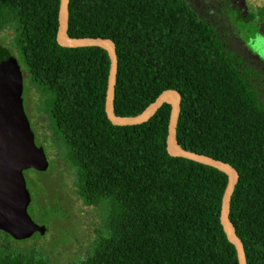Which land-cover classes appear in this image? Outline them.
I'll return each mask as SVG.
<instances>
[{
	"label": "trees",
	"instance_id": "16d2710c",
	"mask_svg": "<svg viewBox=\"0 0 264 264\" xmlns=\"http://www.w3.org/2000/svg\"><path fill=\"white\" fill-rule=\"evenodd\" d=\"M60 4L0 0V31L16 30L14 49L5 47L16 51L12 54L22 61L23 74L44 95L75 171L78 195L85 204L105 205L104 230L89 256L74 264H239L221 221L228 174L168 152V102L146 122L112 123L105 109L109 52L97 45H60ZM67 32L115 42L117 115H139L165 89L180 92L177 140L238 170L229 216L243 241L246 263L264 264L261 70L189 0H69ZM39 146L48 165L33 169L46 171L54 161ZM30 195L29 216L45 232L9 235L12 239L47 231L46 222L34 215L36 195ZM0 264L50 263L34 252L4 246Z\"/></svg>",
	"mask_w": 264,
	"mask_h": 264
},
{
	"label": "water",
	"instance_id": "95a60500",
	"mask_svg": "<svg viewBox=\"0 0 264 264\" xmlns=\"http://www.w3.org/2000/svg\"><path fill=\"white\" fill-rule=\"evenodd\" d=\"M69 0H61L57 41L68 47L101 46L108 50L111 65L108 76L105 109L114 124L132 125L148 121L164 103L171 104L167 135V150L171 155L190 158L215 166L228 174L221 206V221L228 237L236 245L239 264H247L244 244L229 216L230 200L239 179L238 170L228 162L207 154L188 150L180 145L176 127L181 110V94L175 89H165L137 116H119L114 110V98L118 72L115 42L108 37H72L68 34ZM23 73L17 57L0 45V229L16 238L29 236L33 231L45 232L44 226L33 222L27 207L30 193L27 189L24 169H46L48 162L43 148L35 142L34 132L23 104ZM170 97V99H167Z\"/></svg>",
	"mask_w": 264,
	"mask_h": 264
},
{
	"label": "rangeland",
	"instance_id": "374dc122",
	"mask_svg": "<svg viewBox=\"0 0 264 264\" xmlns=\"http://www.w3.org/2000/svg\"><path fill=\"white\" fill-rule=\"evenodd\" d=\"M189 1L201 16L206 20L211 18V21L219 26L234 49L245 54L248 57L246 58L248 62L261 70L263 76L259 78L258 82L260 98L264 103V65L253 59L249 60V54L240 43L236 42L229 23L225 18L216 15L218 7L214 6L211 0ZM15 35L16 30L13 27L2 29L0 44L14 49ZM251 47L257 57L264 62V39L259 40ZM12 53L18 55L16 51ZM20 63L22 65V61ZM27 83L35 94L34 97H30L36 102L37 112L32 113L35 129L48 156L54 161L46 171L35 169L25 171L34 180L32 184L31 182L29 184L28 180L31 192L36 195V199L33 201L34 215L38 220L43 219L46 222L47 231L43 236L36 235L28 240H4L1 235L6 238L7 236L0 231V247L15 248L26 254L34 252L35 255L45 257L50 264H74L89 256L98 234L104 230L105 205L85 204L78 195L75 171L65 157V145L60 141L52 126L50 114L44 104V95L30 81ZM28 88L26 84V92ZM2 240L3 244H1Z\"/></svg>",
	"mask_w": 264,
	"mask_h": 264
},
{
	"label": "flooded vegetation",
	"instance_id": "af4514ba",
	"mask_svg": "<svg viewBox=\"0 0 264 264\" xmlns=\"http://www.w3.org/2000/svg\"><path fill=\"white\" fill-rule=\"evenodd\" d=\"M207 1H210V0H207ZM211 1L213 2L214 6L216 5L218 7L217 8L218 10L216 11V15L221 18H225V20L229 23L236 42L240 43L243 49L249 54L250 56L249 60L253 59L254 61L259 62L264 65V62L257 57L256 53H254V50L251 47L253 44L257 43L259 40L264 39V0H211ZM195 10L197 11L196 7H195ZM209 19L210 20L208 19L207 20L210 23L216 25L219 28V26L215 22L211 21V18ZM222 33L224 34L226 38V34L223 31ZM242 55L245 58H248L245 54H242ZM25 78L27 79V77L23 74L22 96H23L24 109L30 121L31 128L34 132L35 142L39 146L42 143L40 142L39 134H37V131L35 129V122L33 120V115H32L33 112H37L36 102L33 101L32 98L30 99V97L31 96L34 97L35 94L32 90V87L27 83L29 82L28 79L26 80ZM25 83L30 88V89L28 88L27 92L25 90V85H26ZM45 152H46V148H45ZM27 169H33V168L30 167V168L24 169L26 185L30 193L31 187L28 186V180H29V184L30 182L31 184L34 183V180L30 178L29 176L30 174L25 173ZM31 196L32 195H30V197ZM30 202L31 201H29L28 203L27 210L30 208L29 207ZM0 231L4 232V234L7 236L6 238L5 236L1 235L2 239L17 240V239L10 238L9 235L12 237L10 233L2 229H0Z\"/></svg>",
	"mask_w": 264,
	"mask_h": 264
},
{
	"label": "bare ground",
	"instance_id": "6f19581e",
	"mask_svg": "<svg viewBox=\"0 0 264 264\" xmlns=\"http://www.w3.org/2000/svg\"><path fill=\"white\" fill-rule=\"evenodd\" d=\"M167 99H170V97H168Z\"/></svg>",
	"mask_w": 264,
	"mask_h": 264
}]
</instances>
